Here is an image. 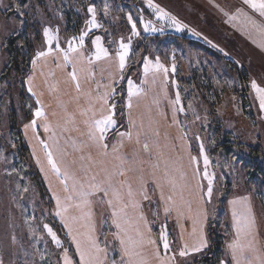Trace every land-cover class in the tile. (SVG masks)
I'll return each mask as SVG.
<instances>
[{
  "label": "rangeland",
  "instance_id": "374dc122",
  "mask_svg": "<svg viewBox=\"0 0 264 264\" xmlns=\"http://www.w3.org/2000/svg\"><path fill=\"white\" fill-rule=\"evenodd\" d=\"M25 23L30 33L40 34L30 73L24 81L14 71L0 80V264H66L65 257L70 264H126L108 200L92 187L102 186L97 180L103 173L95 164L105 170L111 161L88 159L98 171L88 169L87 184L80 167L73 165L68 136L52 134L59 131L56 127L67 131L69 122H87L86 103L105 104L106 114L99 120L111 116L113 121L103 126L107 153L122 145V140L115 143L116 134L130 123L134 131L141 128L136 102L147 96L148 103L157 102L147 112L158 120L163 100L175 106L207 212V246L181 255L173 214L160 204L152 183L158 159L150 162L152 176L145 173L146 162H138V192L147 196L144 218L162 252L176 264H194L217 226L229 235L223 264H232L231 247L238 241L256 237L264 245V15L259 10L244 0H0V75L8 64L5 42ZM97 37L107 53L100 52L99 58ZM122 44L127 46L123 68ZM41 52L47 55L39 56ZM129 81L138 92L131 107ZM79 90L80 96H89L87 101H80ZM13 114L28 157H22L11 136ZM228 144L231 151L226 152ZM248 159L261 167L252 170ZM251 173L254 179H248ZM89 190L91 195H83ZM93 241L102 251H96Z\"/></svg>",
  "mask_w": 264,
  "mask_h": 264
},
{
  "label": "crops",
  "instance_id": "0c3cea01",
  "mask_svg": "<svg viewBox=\"0 0 264 264\" xmlns=\"http://www.w3.org/2000/svg\"><path fill=\"white\" fill-rule=\"evenodd\" d=\"M75 87L78 89L77 86ZM78 93L80 101L85 102L89 99V96H80L82 93L80 90ZM147 97H142L136 102L137 107L141 108L139 115L141 128L134 131L130 123L126 131L116 134L118 140L115 143L122 140V145L111 147L107 153L102 148L104 142L99 138L101 133L95 126V122L106 114L105 104L98 108L91 107L89 102L86 103L90 112L87 122L83 125H73L69 122L67 131L56 127L59 131H55L52 135L56 136L61 133L65 137L68 136L65 143L74 153L72 157L73 162L76 161V163L73 165L80 167V176L87 184L90 183V179L86 178L89 176L88 169L92 167L93 173L98 171H94L93 164L86 163L88 159L95 160V163H100V159L111 161L105 170L99 164H95V167H99L103 173L101 180H97L101 182L100 188L107 189L108 193L104 195L103 191H99L97 194H102L105 201H112L109 205L110 214L114 218L111 217L112 225L119 233L118 242L125 253L123 255H126V264H176L171 254L163 253L158 242L153 240L150 226L144 218L142 202L147 196L144 192H138V185L141 187V183L137 181L136 164L146 162L144 170L148 174L152 168L150 162L158 159L157 169L153 172V176L156 177L151 181L159 195L160 204L173 214L180 239H178V244L180 241L182 252L192 250L196 246L201 250L208 244V241L204 239V224L207 220L205 199L202 196L197 167L190 146L182 133L179 117L174 110L175 106L170 103L166 105V101L163 100L164 112L159 113L160 120H158L153 114H148L149 111L147 112V110H152V104H157V102L153 100L150 104ZM167 107L168 111H166ZM78 136L83 138L79 139ZM53 138L55 137L52 136ZM85 153L89 154L90 158H86ZM58 160L61 161V158L58 157ZM78 162L80 164H77ZM151 172L149 174L152 176ZM110 186L114 187L112 191L108 190ZM129 189L132 192L131 197L127 195ZM114 191L120 193L119 200L113 195ZM113 212L117 215L114 216ZM196 217L197 225L194 221ZM186 221L188 224L185 227ZM255 238L249 239L248 237L232 245V264H264V245H260V241ZM121 240L124 244L120 243ZM150 241L155 243H150ZM126 249L129 254H126Z\"/></svg>",
  "mask_w": 264,
  "mask_h": 264
},
{
  "label": "trees",
  "instance_id": "16d2710c",
  "mask_svg": "<svg viewBox=\"0 0 264 264\" xmlns=\"http://www.w3.org/2000/svg\"><path fill=\"white\" fill-rule=\"evenodd\" d=\"M26 0H22L25 2ZM78 1V0H77ZM36 24L33 23V29ZM29 29L28 24L25 23L24 27L18 31L17 33L12 34L9 36L5 42V49L8 54V64L4 67L0 75V80L3 79L7 74L11 76V72L14 71V74L22 73V81L27 78L28 73H30L31 63L33 58L35 57V46L40 41V34L38 31L31 32ZM26 91L24 85L21 86V95L20 97L24 98V92ZM14 120V124L12 125L11 129V136H14L15 142L17 140V144L20 146L21 151H23L25 157L30 154L28 147L23 139V132L19 130L16 125V118L15 114L12 115ZM229 145V144H228ZM225 146L224 151H231L230 145ZM221 146V145H220ZM252 149V148H251ZM252 156V155H251ZM258 160V159H256ZM252 170L255 167H261L257 161L248 159L246 161ZM263 168V167H262ZM256 170V169H255ZM264 169L260 173L264 183ZM255 174L251 173L248 179H254ZM209 234V245L208 247L196 258L194 264H223L225 260L224 255V248L226 245V241L229 237L227 231L224 232L219 229L218 226L213 231L210 230Z\"/></svg>",
  "mask_w": 264,
  "mask_h": 264
},
{
  "label": "snow or ice",
  "instance_id": "6c2138e0",
  "mask_svg": "<svg viewBox=\"0 0 264 264\" xmlns=\"http://www.w3.org/2000/svg\"><path fill=\"white\" fill-rule=\"evenodd\" d=\"M244 3L245 4H249L253 9L259 10V12H260L261 15H264V0H244ZM89 11H93L94 12L93 9H89ZM92 23L95 26V21L94 20L92 21ZM133 27H135V26H133ZM45 35H49L47 31L45 32ZM51 39H52V37L49 36V42H51ZM83 39H84V37L82 35L80 37L81 44L83 43ZM94 43H97V45H98V56H97V58H99V53L100 52H103L104 55H107V53H106L105 50L99 48V37H97V39H96V41H94ZM121 47L125 50L124 54H121L120 55V66H121V68H123V66H124V58H125V55H126V52H127V46L122 44ZM73 50H75V49H73ZM44 55H47V53H44V52L39 53V56H44ZM65 59H67V55H65ZM73 79H75V74L74 73H73ZM129 86H130L129 87V107H131V97L133 95H137L138 92L132 87V82L131 81H129ZM77 87H79V85H77ZM252 87L255 88L258 92L261 91L257 87V85L255 84V82H253ZM178 101H179V96H177V102ZM261 107L264 108V96H261ZM36 115L39 116V115H42V113L38 111L36 113ZM33 123H35V122H33ZM109 123H113V121L111 120V116L95 122V126H96L97 131H99L101 133V135L99 137L101 140H103V138H104L103 137V133L105 131V128L103 126L104 125H107ZM93 138H95V137H93ZM145 147H147V145H145ZM48 157H49V163L52 165V168L58 173L59 172V169L57 168L56 164L52 160V154L51 153H48ZM205 164H207V158L206 157H205ZM122 174L123 173H121V175ZM209 183H211V181H209ZM92 187L95 188L97 191H103L104 192V195H107L108 194L107 193V189H101L98 185H93ZM208 194H209V196L211 195V188H209ZM83 195L87 196V195H91V193H83ZM113 195L115 196V198L117 200H119L121 198L120 197V193L118 191H114L113 192ZM127 195L129 197L132 196L131 189H129ZM85 203H88V201H85ZM107 203L109 205H111L112 204V201L111 200H108ZM57 214L59 215V213H57ZM113 215L115 216V215H117V213L116 212H113ZM49 233L52 234L53 235V239H55V234L51 232V229H49ZM161 239L164 240V247H165V249H167L168 248V243H167L166 235L162 233L161 234ZM92 243H93V247H96V251L97 252L102 251V249H99V247L95 245V242L94 241ZM120 243L121 244H124V241L121 240ZM150 243H155V242L154 241H150ZM233 247H235V246H233ZM77 248H78V250L80 248L79 242H77ZM126 254H129L128 251H127V249H126ZM181 255H184V253L181 252ZM84 256H85V253L83 251H81V260H84ZM65 259H66V264H70V262L67 261V257H65Z\"/></svg>",
  "mask_w": 264,
  "mask_h": 264
}]
</instances>
